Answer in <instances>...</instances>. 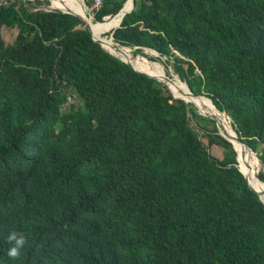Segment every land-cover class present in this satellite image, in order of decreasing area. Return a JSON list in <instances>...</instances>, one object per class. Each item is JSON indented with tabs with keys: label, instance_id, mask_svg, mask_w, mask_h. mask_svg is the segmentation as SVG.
<instances>
[{
	"label": "trees",
	"instance_id": "obj_1",
	"mask_svg": "<svg viewBox=\"0 0 264 264\" xmlns=\"http://www.w3.org/2000/svg\"><path fill=\"white\" fill-rule=\"evenodd\" d=\"M123 1L101 0L92 22ZM132 3L112 41L210 99L264 182V0ZM48 5H0V264H264V204L217 121Z\"/></svg>",
	"mask_w": 264,
	"mask_h": 264
},
{
	"label": "bare ground",
	"instance_id": "obj_2",
	"mask_svg": "<svg viewBox=\"0 0 264 264\" xmlns=\"http://www.w3.org/2000/svg\"><path fill=\"white\" fill-rule=\"evenodd\" d=\"M50 3L53 1H57L60 3L58 5L57 3L55 5L50 4L51 7H67L73 12L81 15L84 17L85 23L89 26L90 31L92 35L104 46L107 50L114 53L117 56H120L127 60L133 67H135L138 70L144 71L146 73L154 74L158 76V71L154 72L151 70V66H154V63L147 61L146 59L141 58L140 56L136 55L133 56L132 50L127 47H120L113 43L112 39L105 36L104 33L106 31L111 30L114 28L118 23L119 20L124 12L130 9L132 6V0H126L124 4L122 5V8L119 10L117 14H115L109 21L106 22H100L95 23L90 20V18L87 16L84 8V4L81 0H49ZM65 1V2H62ZM147 62V63H143ZM144 64H149L151 66H146ZM158 64V63H157ZM159 67L163 70V72H160V75L158 77L163 78L164 76H167L164 72V69L162 68L161 64H158ZM157 73V74H155ZM163 76V77H162ZM169 77L174 83L169 82L168 80L165 81L166 86L168 89L172 92V94L181 96L183 98L194 100L199 102L203 107L204 110H206L213 118L217 121V125L219 130L222 132L223 128L227 137L231 140L234 147L238 150L240 153L241 160L238 163L239 168L241 171L246 175L249 184L257 190L258 194L260 195L261 199L264 201V185L260 182H258L255 177L254 173L258 167V164L253 163L252 156L255 158V156L249 152L244 146H242L240 143L236 142L233 138V133L230 130L229 123L225 117L224 114L216 111L213 106L211 105L210 101L206 98H196V97H188L187 95V89L183 82L179 81L177 77L173 76H167ZM204 103L206 104V107L204 106ZM219 123V124H218ZM224 133V132H222ZM244 161H246L250 166H244ZM259 183L260 186L257 184ZM262 190V191H260Z\"/></svg>",
	"mask_w": 264,
	"mask_h": 264
},
{
	"label": "water",
	"instance_id": "obj_3",
	"mask_svg": "<svg viewBox=\"0 0 264 264\" xmlns=\"http://www.w3.org/2000/svg\"><path fill=\"white\" fill-rule=\"evenodd\" d=\"M48 1H49V0H48ZM81 1L84 2L83 0H81ZM124 1H125V0H124ZM124 1H123V3H124ZM123 3H122V5H123ZM83 4H84V3H83ZM49 5H50V1H49ZM122 5H121V7L119 8V10L122 8ZM50 7H51V6H50ZM51 8H53V7H51ZM53 9H58V10H60L61 12L70 13V14H73V15L77 16V17L80 19V21L83 23V25L86 27V29L88 30L91 39H92L93 41H95V42H96V43H97L102 49H104L106 52L110 53L111 55L117 57L118 59L122 60L123 62L127 63V64H128L129 66H131L135 71H137V72H141V73H143V74H145V75H147V76H149V77H151V78H153V79L159 81L160 83H162L163 85L166 86L165 81L168 80V77H167V76H164L163 78H161V77H158V76H156V75H154V74H150V73H146V72H144V71L138 70V69H136L135 67H133V66H132L127 60H125L124 58H122V57H120V56L115 55L114 53H112V52H110L109 50H107L104 46H102V44H101V43H100V42H99V41H98V40L92 35L89 26L85 23L84 17H82L81 15H79V14L73 12L72 10H70V9L67 8V7H54ZM130 9H131V8H130ZM130 9H129V10H130ZM119 10H118L115 14H117V13L119 12ZM129 10H127L126 12H128ZM126 12H124V13H126ZM124 13H123V14H124ZM115 14H114V15H115ZM123 14H122V15H123ZM114 15H113V16H114ZM106 17H109V16H108V15H107V16H104V18H106ZM121 17H122V16H121ZM104 18H103V19H104ZM120 19H121V18H120ZM119 22H120V20H119ZM96 23H100V22H96ZM118 24H119V23H118ZM118 24H117L115 27H117ZM115 27H114V28H115ZM114 28L111 29V31H110V33H109V35H108V37L111 38V39H112L111 33H112V30H113ZM113 43L116 44V45H118V46H120V47H127V48H129V49H131V50L134 48V47H133V48H130V47H128V46H122V45H119L117 42H113ZM147 50H148L149 54H154V55H156V53H155L152 49H147ZM136 55H140L141 57H143V58L146 59L147 61H150V60L147 59L146 56H143L142 54H139V53L133 54V56H136ZM150 62H156V63H158L157 61H150ZM159 64H160V63H159ZM181 82H183V81H181ZM183 83H184V82H183ZM184 84H185V83H184ZM185 86H186V84H185ZM166 87H167V86H166ZM167 89H168V88H167ZM186 89H187V95H188V97H196V98H202V97H203V98H206V97H204L203 95H195V94H193L192 92L189 91V89L187 88V86H186ZM168 90H169V89H168ZM169 91H170V90H169ZM170 93L172 94L171 91H170ZM172 96H173L174 98H180V99H182L184 102L189 101V102H191V103L195 106L194 102L191 101V100H189V99H186V98H183V97H181V96L174 95V94H172ZM206 99H208V98H206ZM208 100L210 101V99H208ZM210 103H211V105L213 106V108H214L216 111L220 112L219 110H217V109L215 108V106L212 104L211 101H210ZM197 112H198L199 114L203 115V116H207V117H209L210 119H213V120H214V118H213L212 116L208 115V114H202V113H200L198 110H197ZM220 113L224 114L223 112H220ZM215 125H216V124H215ZM229 127H230V125H229ZM216 128H217L218 133H219L221 136H223L226 140H228V141L231 143L232 147H233V144H232L231 140H230V139H229L224 133H222V132L219 130V128L217 127V125H216ZM230 130H231V132L233 133V138H234V140H235L236 142L240 143L242 146H244V148H246L249 152H251V153L256 157V159H257V161H258V167H257V169H256V171H255V173H254V177H255V179H256L258 182H260V183H262V184L264 185V182L260 181L259 178H258V176H257V172H258V170L262 169V165H261V162L259 161V159H258L256 153H255L254 151H252V150H251L246 144H244V143H242V142L240 141V139L237 137L236 133L234 132V130H233L231 127H230ZM233 149H234V147H233ZM234 150H235V149H234ZM235 153H236V151H235ZM235 158H236V161H237L236 166H237L238 170L241 172V174L243 175V177H244V179H245V181H246L248 187H249L250 189H252V190L257 194L258 198H259V199L262 201V203L264 204V201L261 199V197H260V195L258 194L257 190L254 189V188L249 184L246 175H245V174L241 171V169L239 168V166H238V160H237L236 155H235Z\"/></svg>",
	"mask_w": 264,
	"mask_h": 264
},
{
	"label": "rangeland",
	"instance_id": "obj_4",
	"mask_svg": "<svg viewBox=\"0 0 264 264\" xmlns=\"http://www.w3.org/2000/svg\"><path fill=\"white\" fill-rule=\"evenodd\" d=\"M62 2H65V1H62ZM58 4V5H60V3H58L57 1H53L52 3H50V4H52V5H55V4ZM84 3V2H83ZM45 8H50L51 9V7H50V5H48V6H44ZM84 8H85V12H86V14H87V16L90 18V20L92 21L93 19V17H92V14H91V12L88 10V8L89 7H87L86 5H85V3H84ZM113 17V16H112ZM105 19H107V17L105 18ZM96 23V22H95ZM107 32V31H106ZM105 32V33H106ZM15 33H16V29L15 28H6V29H3V31H2V36H3V39H4V41H6V42H11L12 40H13V37H14V35H15ZM105 33H104V35H105ZM105 36H107V35H105ZM108 37V36H107ZM143 51L144 52H146L147 54H149V52H148V50L147 49H143ZM149 55H154V54H149ZM161 66H162V68H163V65L161 64ZM152 69H155V70H157L158 71V73H159V75H160V72H163V70L159 67V65L158 64H154V66H151V70ZM164 69V68H163ZM154 71V70H153ZM165 71H167L166 73H168V76H173V77H177V75L176 74H174L173 72H172V70H171V68L170 67H166V69H164V72ZM177 79H178V77H177ZM179 80V79H178ZM180 81V80H179ZM196 108V107H195ZM197 110V109H196ZM204 112V111H203ZM203 114V113H202ZM226 117V116H225ZM226 119H227V121H228V123H229V120H228V118L226 117ZM191 124L193 125V123L191 122ZM194 126V125H193ZM209 126V125H208ZM197 130V129H196ZM201 140L202 141H204L205 142V138L203 137H201ZM208 150H209V153L212 155V156H214V157H216V158H221V148L219 147V146H216V145H211V146H209V148H208ZM252 161H253V163H255V164H258V161H257V159H256V157L254 158L253 156H252ZM258 185H259V183H257ZM260 186V185H259ZM260 191H262V190H260Z\"/></svg>",
	"mask_w": 264,
	"mask_h": 264
},
{
	"label": "clouds",
	"instance_id": "obj_5",
	"mask_svg": "<svg viewBox=\"0 0 264 264\" xmlns=\"http://www.w3.org/2000/svg\"><path fill=\"white\" fill-rule=\"evenodd\" d=\"M7 239L9 242H14V246L8 250L9 257L13 259L18 258L20 255V249L25 244V238L22 235H18L17 233L12 232L9 234Z\"/></svg>",
	"mask_w": 264,
	"mask_h": 264
},
{
	"label": "built area",
	"instance_id": "obj_6",
	"mask_svg": "<svg viewBox=\"0 0 264 264\" xmlns=\"http://www.w3.org/2000/svg\"><path fill=\"white\" fill-rule=\"evenodd\" d=\"M8 3H9V0H0V5H7ZM100 3H101V0H91L90 6L88 8L91 14L99 8Z\"/></svg>",
	"mask_w": 264,
	"mask_h": 264
}]
</instances>
